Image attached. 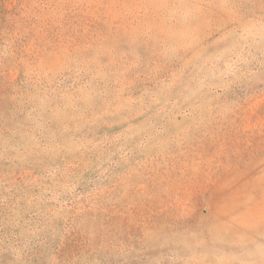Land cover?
Here are the masks:
<instances>
[{
    "label": "rangeland",
    "instance_id": "rangeland-1",
    "mask_svg": "<svg viewBox=\"0 0 264 264\" xmlns=\"http://www.w3.org/2000/svg\"><path fill=\"white\" fill-rule=\"evenodd\" d=\"M0 264H264V0H0Z\"/></svg>",
    "mask_w": 264,
    "mask_h": 264
}]
</instances>
